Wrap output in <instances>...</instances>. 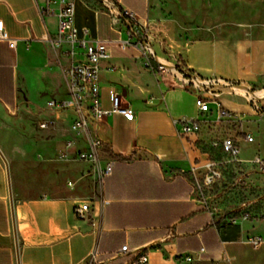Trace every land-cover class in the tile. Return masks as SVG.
<instances>
[{
	"label": "crops",
	"instance_id": "obj_1",
	"mask_svg": "<svg viewBox=\"0 0 264 264\" xmlns=\"http://www.w3.org/2000/svg\"><path fill=\"white\" fill-rule=\"evenodd\" d=\"M72 1L74 24L87 27L91 38L110 40L108 56L100 61L98 71L100 106L110 108L111 94L117 92L133 116L126 118L111 111L90 122L89 132L108 147L106 155L115 158L111 171L90 195L75 184H49L45 175L39 188L29 179L22 181L17 170L24 162L19 154L32 153L41 133L20 132L29 143L23 146L0 129V151L10 174L19 264H131L137 250L147 253L143 264H264V219L217 217L196 196L189 169L195 166L197 171L205 154L194 145L193 136L182 138L176 134L173 119L185 116L171 113V96L173 87H182L176 86L168 73L144 68L135 48H120L115 42L125 36L122 21L113 20L116 9H130L147 22L156 15L165 19L162 11L152 8L155 0H112L117 8L110 9L101 0ZM60 2L0 0L3 28L15 38L13 45L0 38V109L12 112L24 103L22 75L35 66L56 72L60 78L47 82V86L51 85L61 97L68 95L62 68L69 56L44 38L56 30V17L50 9L56 11ZM185 65L193 68L191 63ZM144 73L153 80L142 79L137 85L134 74ZM242 87L246 88L240 86V91ZM134 88L142 93L141 104L132 96ZM228 96H242L219 94L225 107L235 109L239 104ZM0 119L23 118L4 112ZM102 163L91 167L97 170ZM68 176L69 180L75 179ZM81 203H88L84 217L75 212V206ZM252 235H259L262 241L253 246L247 240ZM123 244L124 252L120 250ZM187 254L192 260L184 259ZM0 264H17L1 158Z\"/></svg>",
	"mask_w": 264,
	"mask_h": 264
},
{
	"label": "rangeland",
	"instance_id": "obj_2",
	"mask_svg": "<svg viewBox=\"0 0 264 264\" xmlns=\"http://www.w3.org/2000/svg\"><path fill=\"white\" fill-rule=\"evenodd\" d=\"M152 8L162 11L166 17L162 19L156 15L148 21L152 43L160 55L176 58L182 64L191 63L201 75L212 73L235 79L240 84L233 88L240 93V86L255 88L252 91L255 94H260L259 88L264 89V0H155ZM146 74H134L137 85L144 79L153 80ZM58 78L56 72L40 66L26 69L22 75L24 103L12 112L0 109V113L18 114L23 119H0V129L5 136L13 137L11 140L17 145L23 146L29 143L20 132L36 130L41 133L42 138L35 143L32 153L19 154L24 162L17 170L22 181L29 179L31 185L39 188L45 175L49 184L68 187L75 184L90 195L99 188V170L91 165L87 167L84 161L60 160L57 156L70 137L68 125L73 115L69 116V108L57 109L46 102L61 97L51 85L47 86V82ZM193 92L191 87H173L171 113L199 119V132L191 140L204 152V162L212 161L217 172L216 178L205 185L201 179L203 168L198 167L200 189L196 196L217 217L264 219L263 116L251 111L244 97L228 96L239 104L232 109L230 118L211 120L210 113L196 110ZM131 93L137 104L143 102L138 88ZM122 100L119 95L121 105ZM246 133L252 137L248 142L242 139ZM224 136L232 137L238 145L235 159L219 150V141ZM255 158L261 159L263 164ZM70 174L74 180L68 179Z\"/></svg>",
	"mask_w": 264,
	"mask_h": 264
},
{
	"label": "built area",
	"instance_id": "obj_3",
	"mask_svg": "<svg viewBox=\"0 0 264 264\" xmlns=\"http://www.w3.org/2000/svg\"><path fill=\"white\" fill-rule=\"evenodd\" d=\"M60 1V6L56 11L48 8L54 12L56 17V30L53 35L44 36L51 45L60 46L61 51L69 56V61L62 68L68 95L46 101L47 104L57 109L69 108L73 113L68 125L72 136L64 141L63 148L58 151L57 156L60 160H80L94 166L102 161V166L97 169L101 180L104 175L111 171L115 158L106 155L108 147L103 146L102 140L96 134L89 132V124L95 117L111 111L119 112L126 118H132L133 111L130 107L120 104L117 92L111 94L110 108L100 106L98 71L100 61L108 56V42L110 40L89 37L87 27H77L73 22V1ZM101 1L108 9L116 7L112 0ZM113 20H121L125 30V36L115 40L117 46L120 48L132 46L136 49V56L140 58L143 67L152 72L168 73L178 87H191L194 91V104L197 111L210 113L211 120L229 119L233 111L225 107L218 99L220 93L227 92L244 97L251 111L260 112L264 118L263 88H259L261 92L258 95L248 94L255 88L247 85L244 91L240 93L233 88V85H238L240 82L212 73L201 75L176 58L159 56L149 34L147 19H139L135 12L130 9L117 8ZM0 38L6 39L9 45L15 43V38L7 35L1 19ZM173 124L176 134L179 136H194L200 129V122L196 117L173 119ZM251 138V135L246 133L242 139L248 142ZM219 150L232 159H235L239 152L238 145L230 136H224L220 139ZM255 160L259 164H263L261 159L255 158ZM200 167L203 168L202 184H210L217 176L213 162L206 161ZM195 169V166L190 167L189 173L197 192L200 185ZM87 209L88 203L75 206V212L79 217H84ZM247 240L253 246L262 241L259 235H252ZM120 250L126 251V244L121 245ZM184 259L190 261L192 256L187 254ZM225 259L227 258L225 257ZM146 260L147 253L137 250L133 254L131 264H143Z\"/></svg>",
	"mask_w": 264,
	"mask_h": 264
},
{
	"label": "water",
	"instance_id": "obj_4",
	"mask_svg": "<svg viewBox=\"0 0 264 264\" xmlns=\"http://www.w3.org/2000/svg\"><path fill=\"white\" fill-rule=\"evenodd\" d=\"M0 158L3 161L4 168H5V176H6V183H7V193H8V198H9L10 211H11V221H12V228H13V242H14V248H15L16 263L19 264L17 239H16L15 226H14V220H13V208H12V196H11L9 168H8L7 160H6V158L4 157V155H3V153L1 151H0Z\"/></svg>",
	"mask_w": 264,
	"mask_h": 264
},
{
	"label": "bare ground",
	"instance_id": "obj_5",
	"mask_svg": "<svg viewBox=\"0 0 264 264\" xmlns=\"http://www.w3.org/2000/svg\"><path fill=\"white\" fill-rule=\"evenodd\" d=\"M244 89H245V87H242V88H241V91L243 92V91H244ZM249 93H251V92H249ZM252 94H253V93H252Z\"/></svg>",
	"mask_w": 264,
	"mask_h": 264
}]
</instances>
